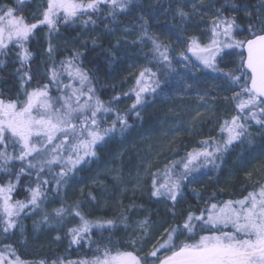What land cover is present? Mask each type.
Returning <instances> with one entry per match:
<instances>
[{
  "label": "snow or ice",
  "instance_id": "6c2138e0",
  "mask_svg": "<svg viewBox=\"0 0 264 264\" xmlns=\"http://www.w3.org/2000/svg\"><path fill=\"white\" fill-rule=\"evenodd\" d=\"M23 0H18L22 4ZM131 0H47L42 11V19L37 23H28L17 9L0 8V54L10 44L18 46L17 53L22 68L31 57L26 47L34 30L44 25L49 35L58 32L60 23H75L77 20L85 26L95 24L91 14L99 12L101 5H110L108 15L115 17L117 9L124 11ZM247 11V10H246ZM251 16V13H247ZM181 15H184L181 12ZM87 17V19H84ZM257 20H260L257 17ZM244 35V39H237ZM144 37L152 42L153 55L160 60H169L166 46L152 37ZM223 37L224 39H221ZM164 49L163 51L161 49ZM223 49H233L238 57L235 66L227 71L219 67L217 57ZM51 57L54 49L49 41L47 49ZM193 56L212 72L222 75L239 91L235 93L238 115L225 120L221 132L227 133L223 144L213 142L205 147L187 153L179 162L165 167L163 173L153 174L152 196L165 198L173 204L183 198L186 184L198 181L196 173L208 168H217V160L227 151L234 141L249 136L248 122L254 121L264 129V21L249 23L242 29L234 18L213 20L210 42L201 46L193 39L188 49ZM185 60L187 55L181 54ZM79 53L60 62H53L49 69V83L31 91L24 84L32 79L29 71H22L21 88L24 99L5 100L0 97V225L6 235L18 227L16 218L31 207L37 209L47 198L48 185L55 183L57 189L64 184L70 172L86 162V158L96 155V147L117 131L123 132L130 127L127 116L121 115L95 95L87 71L76 62ZM2 63V61H0ZM21 72V69H18ZM69 78L68 83L61 79ZM155 76L151 69H145L137 80L135 110L142 103V95L149 90L144 79ZM158 85V81L156 82ZM50 86L55 87L59 95L52 96ZM155 91V88L151 89ZM115 99H119L116 97ZM115 111L112 123L104 127L102 121L108 113ZM139 115V113H137ZM59 169L56 171L55 169ZM22 177H27L26 199L13 200L12 194L21 185ZM34 178V179H33ZM34 185V186H33ZM75 205L74 215L79 217L78 226L70 228V244H81L90 238L93 229H106L114 226V221H91ZM63 206L54 210L56 218L62 222L68 212ZM175 216V211L171 213ZM45 221L49 219L45 214ZM138 227L147 233V220ZM59 238V237H58ZM89 243H97L89 239ZM111 243V241H109ZM133 246L137 243L132 240ZM0 252V264H25L15 254L10 245ZM100 245L97 243L91 258L68 260L58 257L51 264H264V185L250 191L236 200L209 202L198 213L189 211L182 223L164 230V235L146 255L137 250L127 251ZM163 250V251H162ZM7 254L15 259H7ZM40 264H47L41 261Z\"/></svg>",
  "mask_w": 264,
  "mask_h": 264
},
{
  "label": "trees",
  "instance_id": "16d2710c",
  "mask_svg": "<svg viewBox=\"0 0 264 264\" xmlns=\"http://www.w3.org/2000/svg\"><path fill=\"white\" fill-rule=\"evenodd\" d=\"M34 1L36 0H23L22 4L18 3V0H0V8L8 6L17 9V15H21L25 18L28 23H37L42 19V11L47 6V0H39L41 2V13L36 15L34 12ZM145 0H131L124 11L119 9L115 12V17L108 15L112 10L110 5H101V10L94 14H91L92 19L96 21L95 24L89 23L86 26L77 20L75 23H60L58 25V32H53L52 34L59 33L67 41L74 39L75 35L79 31V28L93 29L95 28L99 34V40L97 42H86L84 47L80 52V59L76 62L83 70L87 71L91 86L95 90V95L99 97L100 100L104 101L106 104L118 110L121 115L127 116V123L130 127L126 128L123 132L117 131L110 138L99 144L96 149V155L86 158L84 164H94L103 165L107 163L109 159L122 153L121 160L126 163L129 173L137 174L140 173L144 175V170L142 172L136 170L135 160L137 157L134 152L131 151L132 143L141 136L148 140V143L154 146V151H157L160 147H164L167 143V139L163 138L159 131H154V129L161 122L162 114V98L170 92V87H172V81L175 77V61L177 56L168 42L161 41L160 44L166 46L168 50L169 60L167 62L160 60L158 57L153 55V46L151 40L144 37V31L148 27V22L144 20L140 14L139 2ZM150 13H156L160 15V21L157 24L158 27H166L168 31L175 35V31L178 30L179 25L182 27V21L186 19V15H181L179 8L180 0H150ZM202 2V1H201ZM209 7L211 11L210 17L214 20L217 15L221 18H234L241 26L242 29H247L249 23L259 24L257 17L259 15L258 8L261 0H203ZM186 4V2H185ZM176 7V10H175ZM247 10V11H246ZM250 12L251 16L247 13ZM87 19V17H84ZM152 20V19H151ZM194 17H191L189 21L192 23L185 27L186 35H189L186 41L190 43L193 39H196L201 46H205L210 42L211 39V26L213 21L204 25V30L199 32L197 26L194 24ZM184 26V25H183ZM125 33H137L139 36L138 40L133 44L132 51L128 49V53L131 54L130 59L133 60L137 69H134L133 74H128L127 76L121 75V71L118 64L119 57H122L126 50V45H121V40L125 39ZM49 30L46 26L40 25L34 30L33 35L27 42L26 47L31 52L30 59L26 62L25 66L22 68L21 61L17 56L20 51L18 46L10 44L7 49L4 50V54H0V97L5 100H16L18 95L20 100L24 99L21 96L23 90L21 88V74L22 71H29L32 79L24 84V87L31 91L34 88L42 87L49 83V69L51 68L53 62L59 67L61 61L66 60L73 56L74 52L67 50L59 52L57 54H52L49 57L48 43L45 41ZM208 38V39H206ZM237 39H244V35H237ZM221 39H224L221 37ZM43 40V41H42ZM146 44L149 45L150 49L146 50ZM119 45V48H117ZM185 45V44H184ZM190 47V46H189ZM120 49H123L120 52ZM164 50L163 48L161 49ZM235 52L233 49H223L221 54L227 52ZM223 64V63H222ZM219 64V67L220 65ZM227 64H223L220 67L223 72L231 70ZM21 69V72H18ZM145 69H151L155 76L150 79L145 77L144 84L149 87V90L141 93L142 103L137 106L135 110H132V105L136 101L135 90H138L137 80L140 78V73ZM116 70V72H115ZM117 72L119 73L117 75ZM215 73L211 70H205L200 73L203 77V81L208 79L216 84L217 90H221V95L228 98L230 103V108L234 110V114L238 115V110L236 108L237 101L234 99V95L239 91V88L233 87L232 84L224 78L222 72H218V76L213 75ZM117 75V76H116ZM61 79L64 83L69 82L67 75H63ZM159 82L158 85L156 82ZM155 88V91L151 89ZM50 93L52 96L59 95V92L55 87L50 86ZM118 97L119 99H115ZM217 105L223 109L226 106V101L218 100ZM229 107V106H228ZM139 113V115H137ZM116 112L113 111L108 113L106 118L102 121V126H109L115 119ZM231 116L228 120L230 121ZM251 121H249L250 123ZM254 122V121H252ZM255 123V122H254ZM158 136V138H152ZM177 140H169L171 143L170 150H177L171 152L173 155V162H179L186 157L187 153L191 152L188 148H181L185 146L187 142L186 137ZM152 139V140H151ZM177 141V142H176ZM245 142L246 137L241 138V140L234 141L230 145L226 152L222 154V157L217 160L218 167L213 169L210 165L208 168L203 169L201 172L196 173L199 176L197 182L192 184H186L183 189V198H178V201L173 204V202L165 198H157L152 196V188L149 189L150 194H147L146 188L141 184L143 190L141 192L131 193L132 197L128 194L127 198L124 200L126 204L141 205L147 209L146 213L151 215V222L158 230H164L175 226L177 223H182L184 217L189 211L198 213L200 209H204L208 206L209 202L216 201H226L229 199L236 200L247 195L248 192L258 189L256 183L249 179L251 174L248 170H239L237 166L234 165V161L238 160L237 152L239 148V142ZM190 145V143H188ZM177 154H173L176 153ZM170 155V156H171ZM231 156L229 159L227 157ZM178 158V159H176ZM264 159V157H263ZM170 161L168 157L167 162ZM262 161V160H260ZM264 162V160H263ZM150 163V162H149ZM77 166L75 170L69 173L76 178L83 173L85 170L82 169V165ZM221 165V166H220ZM233 166V167H232ZM218 169H223L216 180L211 179L208 183H204V178L216 176V171ZM59 171V169H55ZM2 175V174H0ZM86 175V174H85ZM84 175V176H85ZM34 179V178H33ZM203 179V180H202ZM27 177H22L21 185L17 187L16 191L12 194L13 200L16 199H26L27 193L25 188L27 186ZM264 185V179L261 183ZM34 186V185H33ZM113 185L106 186L107 192L117 194L118 190H113ZM47 198L40 203V207L37 209H26L16 218L18 227L10 230L6 235L2 231V225H0V252L5 251V245H10L12 249L15 250L16 256H18L25 264H40L41 261H46L47 264H51V261L63 257L68 260H79L84 258H91L97 247V243L100 245H108V247L119 250L131 251L129 248L125 247L119 240L117 234V220L118 217L112 216L110 214L100 215L98 218L91 217L88 218L91 221H114V226L106 228L103 230L93 229L90 238H85L81 241V244H70L71 236L69 234V229L79 225V217H76L72 211V208L66 205L62 197V186L57 189L55 183L49 184L48 186ZM117 189V188H116ZM117 196V195H116ZM115 196V197H116ZM114 196L111 198L113 202ZM48 206H52L51 210H48ZM63 206L69 211L65 213L63 221L61 222L59 218L54 215V210ZM46 208V209H44ZM175 211V216L171 213ZM45 214L48 215L49 219L45 221ZM74 216L73 222L68 223V216ZM52 225V228H49ZM59 227V228H57ZM55 230H60L61 237L57 242L52 241L50 237L49 240H43L45 234H55ZM43 232H46L45 234ZM50 232V233H49ZM43 233V234H42ZM46 234V235H47ZM49 237V235H48ZM89 239L96 241L97 243H89ZM111 241V243H109ZM7 259H15L10 254H7Z\"/></svg>",
  "mask_w": 264,
  "mask_h": 264
},
{
  "label": "rangeland",
  "instance_id": "374dc122",
  "mask_svg": "<svg viewBox=\"0 0 264 264\" xmlns=\"http://www.w3.org/2000/svg\"><path fill=\"white\" fill-rule=\"evenodd\" d=\"M139 4L137 10L139 9L144 20L148 22V27L146 28L147 36L154 38L159 43L161 41L168 42L170 48L174 52L177 51L175 53L177 60H174L175 77L171 82L172 87H170V92L160 102L164 103L162 105L163 112L159 110L162 118L161 122L154 129V131L162 133L158 136L162 135L168 141L163 148L160 147L157 151H154L155 145L148 143L150 139H146V136L145 138L141 136L132 143L133 145H131L130 150L137 157L134 163L136 170L142 172L143 168L144 175L140 173L132 174L133 172L129 173L126 170V163L121 160L122 153H120L112 156L103 165H98L99 162L94 164L82 163L84 164L82 165V169L85 171L80 173L77 178L76 175H70L66 182L62 184L61 193L66 205L72 208L74 212L76 210L74 206L79 204L81 206L79 211L86 218H98L104 214L118 217L116 223L120 242L131 251L137 250L140 255H146L157 244V241L162 238L165 228L164 230L155 229L156 227L151 222V215L146 213L147 209L145 207L126 204L124 200L128 194L131 198V193L141 192L143 190L141 184L146 187L144 189H146L147 194H150L149 189L152 188L153 174H162L165 167L171 166L172 164L171 160L173 159V155H171V152L173 150H170L171 143L169 140L173 139L178 141L180 136L186 137L187 139L185 141L189 142L181 148L184 147L189 150L191 148L193 150H199L205 147L204 141H207L209 146L213 142L223 144L227 138V133H222L221 127L225 120L233 116L234 110L230 108V103L227 101L228 98L221 95V90H217L215 82L208 79L202 80L204 78L200 76V73L203 69H209L204 68L200 61L188 51L190 43L184 38H188L189 35H186L187 33L183 35L185 27L188 26L189 28L192 23L189 21L191 17L195 18L194 24L197 26L196 28L199 32L204 30V25L208 23V20L210 23L213 21L210 17L211 11H209L208 5L203 0H180V13L183 12L186 15V19L181 22L182 27L179 25L180 28L175 31V35H172L166 27L157 26L160 21V15L150 13V0L139 2ZM34 12L36 15L41 13V2L39 0L34 1ZM258 12V17L260 18L258 23H260L264 21V0H261ZM124 35L126 38L121 40L120 44L126 45V49H124L126 52L124 54L123 49H120V52L124 55L119 57L118 64L121 75L124 73L127 76L128 74H133V70L137 69L133 60L130 59L132 57H130L131 54L128 53V49L130 48L131 52L133 54L135 53L132 51L131 46L135 44L139 36L137 33H125ZM74 37V39L67 41L61 34L55 33L51 34V36L48 34L45 41H42L47 42L48 45L49 41H51L54 49L53 54H57L67 50L78 53L82 50L86 42H97L99 40V34L95 28H79V31ZM117 48H119V45ZM149 49V45L146 44V50L148 51ZM181 54L187 55L188 59L185 60ZM237 59L238 57L235 55V52L230 51L225 54H220L217 57V63L218 65L222 63L227 64L231 68L235 66ZM213 73H215L213 75L218 76V72ZM233 87H236V90L238 88L237 86ZM21 96H23V93H21ZM218 100L226 101V106H223V109L217 105L216 102ZM248 128L250 135L246 136L245 142H239L240 149L237 152L238 160L236 162L234 161V165L239 170H248L251 173L249 179L259 186L264 179V129L252 121L250 123L248 122ZM158 136L152 138L155 139ZM168 157L170 161L167 162ZM230 157L227 158L229 159ZM222 172L223 169H218L216 176L204 178V183H208L211 179L216 180ZM108 185H113L110 187L113 190H118L117 194L116 192H107L108 188L106 186ZM112 196H114V199H112L113 202H111ZM47 209L51 210L52 206H48ZM74 219L75 217L70 215L67 221L71 223ZM144 220H147L149 224L147 233L138 227L139 222ZM49 228H52V225ZM55 232L53 235L50 232V234L43 232L47 234L42 237L43 240H49L51 237L52 241L57 242L61 237L60 230H55ZM132 240L137 241L135 246L131 243Z\"/></svg>",
  "mask_w": 264,
  "mask_h": 264
}]
</instances>
